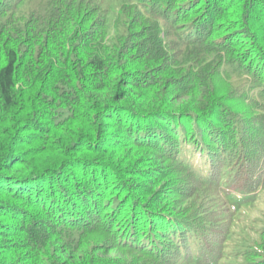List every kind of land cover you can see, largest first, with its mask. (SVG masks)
<instances>
[{
	"label": "trees",
	"instance_id": "1",
	"mask_svg": "<svg viewBox=\"0 0 264 264\" xmlns=\"http://www.w3.org/2000/svg\"><path fill=\"white\" fill-rule=\"evenodd\" d=\"M263 194L264 0H0V264H264Z\"/></svg>",
	"mask_w": 264,
	"mask_h": 264
},
{
	"label": "rangeland",
	"instance_id": "2",
	"mask_svg": "<svg viewBox=\"0 0 264 264\" xmlns=\"http://www.w3.org/2000/svg\"><path fill=\"white\" fill-rule=\"evenodd\" d=\"M262 198H264V194L262 195ZM262 208H255L254 209V212H252V216L254 217V218H256V217H260L261 216V213L264 211V209H263V207L264 206H261ZM241 223V225H245V224H247V222H245V221H242V222H240Z\"/></svg>",
	"mask_w": 264,
	"mask_h": 264
},
{
	"label": "clouds",
	"instance_id": "3",
	"mask_svg": "<svg viewBox=\"0 0 264 264\" xmlns=\"http://www.w3.org/2000/svg\"><path fill=\"white\" fill-rule=\"evenodd\" d=\"M246 208V207H245ZM242 210V209H241ZM240 212V211H239ZM237 213H238V211H237Z\"/></svg>",
	"mask_w": 264,
	"mask_h": 264
}]
</instances>
